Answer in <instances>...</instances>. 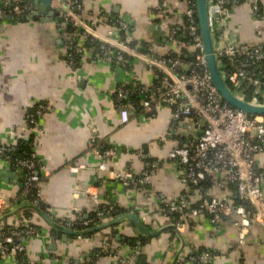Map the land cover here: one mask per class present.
<instances>
[{"label":"crops","instance_id":"1","mask_svg":"<svg viewBox=\"0 0 264 264\" xmlns=\"http://www.w3.org/2000/svg\"><path fill=\"white\" fill-rule=\"evenodd\" d=\"M24 1L0 0V8ZM70 1L81 2L86 19L98 21L99 31L114 37L120 35L115 21L131 18L133 38L151 47L156 57L170 48L164 24L181 22L188 6V0ZM252 1L234 0L229 6L224 26L228 39L232 33L250 45L264 42V18L259 38ZM68 24L47 14L0 20V142L16 146L29 142L43 180L41 205L26 203L21 170L0 158V207L10 205L4 222L15 225L30 211V222L40 229L37 236L25 239L27 259L36 264H198L189 261V255L208 250L215 255L211 264H264L260 223L251 224L243 245L235 217L220 222L208 214L189 217L185 234H178L165 204L177 202L183 193V168L170 153L181 146L178 140L197 134L193 121L186 119L173 132V109L165 105L123 123L116 107L117 89L152 84L155 67L140 60L121 66L99 55L88 42L80 43L85 50L73 65L67 56ZM39 106L43 109L39 125L32 126L28 115ZM104 148L116 153L104 158L97 151ZM146 161H154L158 168L145 186H127L113 177L115 171L129 170L140 177ZM257 165L264 167V150L257 154ZM45 172L50 174L43 178ZM236 193L232 185L209 190L211 197L232 202ZM198 198L193 196L194 202ZM17 205L28 209L18 210ZM107 205L125 212L112 216L105 227L74 234L59 225L62 218L86 217L95 207ZM131 238L140 240L132 245ZM0 264L21 262L10 254L0 255Z\"/></svg>","mask_w":264,"mask_h":264},{"label":"built area","instance_id":"2","mask_svg":"<svg viewBox=\"0 0 264 264\" xmlns=\"http://www.w3.org/2000/svg\"><path fill=\"white\" fill-rule=\"evenodd\" d=\"M233 1H209L208 21L216 56L232 90L252 104L264 105V42L261 40L250 45L238 41L232 33L231 39L227 38L224 26ZM34 5V0H25L1 7L0 20L14 15L30 16L37 10ZM51 7L58 12V17L71 24L67 53L71 64L75 65L78 56L84 53L85 47L80 43L88 42L94 45L99 55L121 66H127L132 60H140L155 67L152 84L120 86L117 89L116 107L123 123H128L137 114L139 105L132 97L136 92L140 95L141 110L145 113L154 112L158 106L172 107L173 132L186 119L193 121L197 134L184 141L178 140L181 146L170 153V157L183 168L180 181L184 191L177 202L165 204L168 213L179 215L174 222L178 234L182 237L185 234L189 217L208 214L215 222L235 217L239 243L243 245L253 222L264 226V167L257 165V154L264 150V115L248 114L231 106L215 86L207 65L196 0H188V6L180 16L181 22L172 26L164 24L163 27L168 29L170 48L161 57L153 55L151 47L143 50L145 44L135 41L131 18H118L115 21L120 35L114 37L111 33L99 31L98 21L89 22L86 19L85 8L79 1L51 0ZM252 9L256 35L260 38L264 0H253ZM77 37L84 38V41H79ZM42 112V106L30 112L29 124L38 126ZM16 150V145L0 142V158L8 163L14 162L21 170L25 202L40 206L43 180L37 162L33 158L15 156ZM97 151L104 158L116 153L114 148ZM157 168V163L146 161L140 177L131 170L112 174L127 186L141 187L151 182ZM49 174L45 172L43 178ZM207 180L219 188L234 185L236 200L232 202L211 197L209 190L201 186ZM193 196L199 198L194 202ZM21 205H17L18 210L28 209V206ZM8 207L9 203L0 207V255L12 254L21 264H36L25 255V239L37 236L40 229L30 220L5 227L2 218ZM114 211L113 205L97 206L92 214L62 218L59 225L81 234L83 230L111 220ZM214 258L215 255L208 250L191 253L188 257L189 261L198 264H211Z\"/></svg>","mask_w":264,"mask_h":264},{"label":"water","instance_id":"3","mask_svg":"<svg viewBox=\"0 0 264 264\" xmlns=\"http://www.w3.org/2000/svg\"><path fill=\"white\" fill-rule=\"evenodd\" d=\"M209 1L210 0H196L197 15H198L200 31L204 43L207 65L211 73L213 82L217 87V89L219 90V92L221 93L223 99L231 106L239 108L248 114L264 115V105L252 104L241 98L232 90V88L229 86L227 79L223 75V71L219 64V60L216 56L214 43H213V36L208 21ZM34 4L38 5L39 9L33 13V16L38 14H47L51 17V19H54V17L58 16V12L51 8V0H34ZM132 218L136 222H138L137 221L138 219L135 215L132 216ZM108 224L104 223L90 230L100 229L102 227L107 226ZM68 232L74 234L79 233L77 230H68ZM151 234L153 233H150V235Z\"/></svg>","mask_w":264,"mask_h":264},{"label":"trees","instance_id":"4","mask_svg":"<svg viewBox=\"0 0 264 264\" xmlns=\"http://www.w3.org/2000/svg\"><path fill=\"white\" fill-rule=\"evenodd\" d=\"M70 25L68 24V27H69ZM71 27V26H70ZM89 44V43H88ZM144 46V45H143ZM146 47H147V45L145 44V46L143 47V50H147L146 49ZM129 87H133V86H130V85H128ZM132 97H133V99H134V101H136V103L139 105V108L137 109V114L138 113H141L142 112V110H141V106H140V95L138 94V92H136V93H133V95H132ZM17 150H16V152H15V156H17V157H29V158H33L34 159V157H33V151H32V149H31V146L29 145V142H27V141H19V143H17ZM35 160V159H34ZM36 161V160H35ZM151 162H154V161H151ZM14 162H11V164H13ZM14 165V164H13ZM38 171H39V174L41 175V171L38 169ZM145 186V185H144ZM201 186L205 189V190H211V188L214 186L213 185V183L210 181V180H207V181H204V182H202L201 183ZM233 187H235L234 185H232ZM29 212L30 211H27L26 212V216L24 217V219L23 220H21L19 223H22L23 221H27V220H29ZM94 212V210L92 211V213ZM125 212V210H120V209H117L116 207H115V211L113 212V214H112V216L113 217H117V216H119V215H121V214H123ZM91 213V214H92ZM172 216H173V218H174V220H176V219H178V217H179V215L178 214H171ZM8 219V218H7ZM2 224L5 226V227H7V228H10V227H12L13 225H10V224H7V223H5L4 222V217L2 218ZM85 232H87V233H90V232H88V230H85ZM84 232V233H85ZM93 233V232H92ZM127 238V237H126ZM138 240H140L139 238H131L130 239V242H131V244L132 245H137V242H138ZM138 264H149L148 262H146V261H139L138 262Z\"/></svg>","mask_w":264,"mask_h":264}]
</instances>
